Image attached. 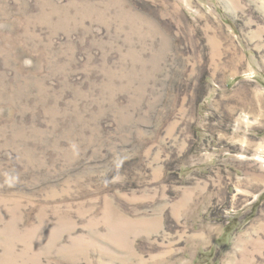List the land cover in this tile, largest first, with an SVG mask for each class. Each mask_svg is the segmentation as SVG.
I'll list each match as a JSON object with an SVG mask.
<instances>
[{
    "label": "rangeland",
    "instance_id": "rangeland-1",
    "mask_svg": "<svg viewBox=\"0 0 264 264\" xmlns=\"http://www.w3.org/2000/svg\"><path fill=\"white\" fill-rule=\"evenodd\" d=\"M0 264H264V0H0Z\"/></svg>",
    "mask_w": 264,
    "mask_h": 264
}]
</instances>
